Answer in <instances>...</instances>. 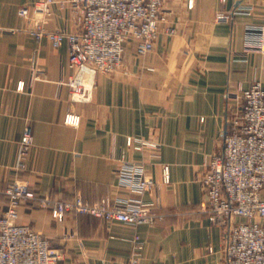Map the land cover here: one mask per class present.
<instances>
[{
  "label": "crops",
  "instance_id": "0c3cea01",
  "mask_svg": "<svg viewBox=\"0 0 264 264\" xmlns=\"http://www.w3.org/2000/svg\"><path fill=\"white\" fill-rule=\"evenodd\" d=\"M37 1L0 0V214L8 208L3 189L16 179L40 198L97 202L132 196L117 170L142 161L155 182L143 199H159L164 221L132 224L69 212L59 222L31 200L20 206L19 222L50 239L61 255L56 264L133 258L136 264H226L224 228L201 208L202 179L239 113L230 93L257 81L264 86V53L246 51L248 25L264 24V0H167L153 50L139 55L130 45L119 69L96 77L87 102L71 99L67 42L54 47L46 36L31 33L33 22L19 14ZM219 13L229 18L219 20ZM75 27L71 6L53 4L45 29ZM69 113L80 116L79 124L65 122ZM27 125L34 145L20 168ZM128 137L157 143L159 156L129 147ZM163 164L170 167L168 184L161 181Z\"/></svg>",
  "mask_w": 264,
  "mask_h": 264
},
{
  "label": "built area",
  "instance_id": "2783aa9c",
  "mask_svg": "<svg viewBox=\"0 0 264 264\" xmlns=\"http://www.w3.org/2000/svg\"><path fill=\"white\" fill-rule=\"evenodd\" d=\"M166 1L39 0L34 6L20 8L19 14L33 22L31 33L46 36L54 47L67 42L72 69L67 82L71 99L87 102L92 99L96 77L121 67L128 42L139 55L153 50ZM55 3L71 6L76 23L73 31L45 29ZM217 18L227 20L229 15L219 13ZM247 33L246 51L264 53V26L248 25ZM19 89H24L23 83ZM230 97L239 102V113L230 120L223 151L215 154L206 166L201 208L213 224L224 228L222 250L226 264H264V86L257 81L248 88L240 87ZM65 122L77 125L80 116L69 113ZM33 145V130L27 125L20 139V168H25ZM127 145L136 151H151L153 157L159 156V145L150 139L136 142L128 137ZM117 172L122 185L134 195L97 202L77 196L67 201L40 198L29 183L20 179L8 183L3 189L8 208L0 214V264H56L61 259L50 239L19 222L20 206L31 200H39L41 206L48 207L59 222L69 212L132 224L155 225L164 221L166 214L161 211L159 199H143L145 191L155 184L147 176L144 162H125ZM170 180V167L163 164L161 181L168 184ZM135 241L139 242V236ZM120 264H136V259Z\"/></svg>",
  "mask_w": 264,
  "mask_h": 264
},
{
  "label": "rangeland",
  "instance_id": "374dc122",
  "mask_svg": "<svg viewBox=\"0 0 264 264\" xmlns=\"http://www.w3.org/2000/svg\"><path fill=\"white\" fill-rule=\"evenodd\" d=\"M224 2V1H223ZM226 2V1H225ZM239 10H241V9H239ZM253 10V8H250V9H248V11L250 12V11H252ZM243 11H245V10H241V12H243ZM239 13V12H238ZM224 14H226V13H224ZM250 25H252V26H264V24H250ZM246 41H248V39L246 40ZM246 43H248V42H246ZM130 45H132V46H134L132 43H127V45H126V51H125V53H124V55L125 54H127L128 52H129V49H127L128 47H130ZM123 60H124V58H123ZM122 65H123V63H122ZM121 65V66H122ZM120 68V67H119ZM118 68V69H119ZM117 70V69H116Z\"/></svg>",
  "mask_w": 264,
  "mask_h": 264
},
{
  "label": "water",
  "instance_id": "95a60500",
  "mask_svg": "<svg viewBox=\"0 0 264 264\" xmlns=\"http://www.w3.org/2000/svg\"><path fill=\"white\" fill-rule=\"evenodd\" d=\"M227 126H228V124H226L225 130H224V133H226V132H227Z\"/></svg>",
  "mask_w": 264,
  "mask_h": 264
}]
</instances>
